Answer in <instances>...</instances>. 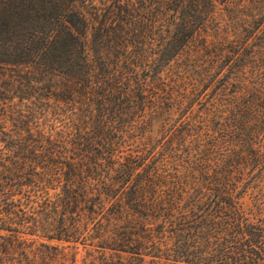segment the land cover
<instances>
[{"label":"trees","instance_id":"trees-1","mask_svg":"<svg viewBox=\"0 0 264 264\" xmlns=\"http://www.w3.org/2000/svg\"><path fill=\"white\" fill-rule=\"evenodd\" d=\"M263 128L264 0H0V264H264Z\"/></svg>","mask_w":264,"mask_h":264},{"label":"rangeland","instance_id":"rangeland-1","mask_svg":"<svg viewBox=\"0 0 264 264\" xmlns=\"http://www.w3.org/2000/svg\"><path fill=\"white\" fill-rule=\"evenodd\" d=\"M262 133L259 134L258 138L256 139V144L254 145V149L258 151H262L261 149H264V128L261 130ZM195 136H192V139H194ZM255 140V139H254ZM254 150V151H255ZM0 234H5V231L0 230ZM82 254V252H81ZM77 264H80V255L77 254Z\"/></svg>","mask_w":264,"mask_h":264}]
</instances>
